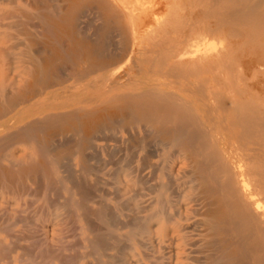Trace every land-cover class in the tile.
Here are the masks:
<instances>
[{"label":"bare ground","instance_id":"bare-ground-1","mask_svg":"<svg viewBox=\"0 0 264 264\" xmlns=\"http://www.w3.org/2000/svg\"><path fill=\"white\" fill-rule=\"evenodd\" d=\"M4 197L0 264H264V0H0Z\"/></svg>","mask_w":264,"mask_h":264},{"label":"rangeland","instance_id":"rangeland-1","mask_svg":"<svg viewBox=\"0 0 264 264\" xmlns=\"http://www.w3.org/2000/svg\"><path fill=\"white\" fill-rule=\"evenodd\" d=\"M151 80V78H147V77H139V78H137V82L140 84V85H142V87H144L145 88V86H147L148 85V83H149V81ZM27 119H26V117L23 119V120H21L22 122H25ZM114 138H113V137ZM112 138V139H111ZM113 139H117V141L116 140H113ZM107 141H108V143H107ZM114 141H116V142H114ZM119 141V138L115 135H109L106 139H104L102 142H100L101 144H102V146H104L103 148H107V150L105 151V155H97L96 156V154L94 155V156H96V158L94 159V157H93V160H92V164H96L97 165V167H96V165H95V167L94 168H96V170H97V168H98V166H100V167H103L104 166V164L106 165L107 164V162L110 160V162H112L113 160L112 159H114L112 156H110L111 155V150L113 149L114 151L113 152H115V151H119V154H117V152H115V153H112V154H117V156H115L114 155V157H115V159H114V161L113 162H115L114 164H112V163H109V164H107L106 165V169H103L102 168V171H99L97 174H98V176L97 177H95V178H98L97 180H99L100 182H102V183H100V185H101V187H105V186H107V185H104L103 183H108L109 181L110 182H112V177H111V174L114 172V170L116 171V169H118V167H119V164H121V163H119V162H122L124 159H125V157H124V159H122V157L124 156L123 154H122V152H123V149H121V147H120V143L118 142ZM106 143L108 144V146H110V148L106 145ZM114 145H116V147L114 146ZM118 145V146H117ZM115 148V149H114ZM118 148V149H117ZM109 149V150H108ZM117 149V150H116ZM136 149H137V151H136ZM135 150V151H134ZM133 151L136 153H138L139 152V148L138 147H136L135 149H134ZM146 150L148 151L147 153H153V149H152V147L151 146H149V147H147L146 148ZM149 150H150V152H149ZM108 151V152H107ZM122 151V152H121ZM134 152H132L131 154H133ZM107 153H108V155L110 156H107ZM124 153H125V155H126V152H125V150H124ZM135 154V155H132L131 156V158L129 159V164H131V162H134V163H132L135 167L133 168V170H134V172H136V169H137V165L139 164V163H141V162H143L144 160L146 161V163H147V165H146V163L145 162H143L142 164L143 165H145L144 166V168H146V169H144V168H141L142 170V173H141V177H143L142 179L144 180V179H146L147 181H150V180H152V178H153V175L151 174V172L153 173L154 172V164H157V163H159V162H162L159 158H157V157H151L152 159H144L143 157H144V152H139L138 154ZM99 156V158H98V160H97V157ZM119 156H122V157H119ZM135 156H137V157H135ZM143 156V157H142ZM134 157H135V160H134ZM110 158V159H109ZM121 160H119V159ZM143 158V159H142ZM137 159V160H136ZM142 159V160H141ZM98 162H97V161ZM101 160V162L99 163V161ZM106 160V161H105ZM141 160V161H140ZM152 160V161H151ZM157 160V161H156ZM159 160V161H158ZM96 161V162H95ZM131 161V162H130ZM98 163V164H97ZM119 163V164H118ZM150 163V164H149ZM152 163H154V164H152ZM116 164H118V165H116ZM131 164V165H132ZM149 164V165H148ZM152 164V165H151ZM132 165V166H133ZM112 166V167H111ZM98 168V170L100 169L101 170V168ZM114 169V170H113ZM111 171V172H110ZM106 173H108V174H106ZM109 173H111V174H109ZM151 174V175H150ZM145 177V178H144ZM104 178V179H103ZM146 180H144V181H146ZM107 181V182H106ZM107 187H109V186H107ZM107 187H105L104 189L103 188H99L100 190L102 189V191L104 190V192H107V190L108 189H106ZM147 187H149V183H148V185H147ZM148 189V188H147ZM146 188L142 191L143 193H148V190H146ZM135 192H138V189H136V191ZM134 192V193H135ZM58 195H60V193H57V196ZM56 196V195H55ZM148 198V196L147 197H145V198H143L144 200L145 199H147ZM4 201H6V202H4ZM21 201L23 202V204L21 203ZM21 201H16V200H13V199H11V198H5L4 197V199L3 200H1L0 199V212L2 211V213L4 214V216L6 217L7 215H9L8 217L9 218H11V217H13L10 213H12L13 212V210L12 209H16L17 208V206H15V204H19V206H18V210L20 209V210H25L26 208V212H24L23 214H21L22 216L21 217H24V216H26V218H32L33 217V212H34V210H37V208H38V210L37 211H39L40 209H39V205H38V201H36L35 202V204H32V205H34V206H32V208H33V210H32V208L30 207V205L29 204H31L32 202V200H30V199H23V200H21ZM11 203H15L14 205H12ZM22 204V205H21ZM25 204V205H24ZM10 205V207H8ZM29 205V206H28ZM27 206V207H26ZM37 206V207H36ZM189 206H190V204L187 206V208H189ZM3 207V208H2ZM8 208V209H6V208ZM21 207H22V209H21ZM191 207V206H190ZM9 210V212H7V211ZM12 210V211H11ZM19 210V211H20ZM19 211H17V212H19ZM30 211H32V213L30 212ZM4 212H6L7 213V215H6V213H4ZM9 213V214H8ZM28 213H30V215H29V217L27 216V214ZM2 214V215H3ZM20 215V214H19ZM18 215V216H19ZM8 217H6V218H8ZM192 217H193V215H192ZM192 217H191V219H192ZM19 218H20V216H19ZM69 227H71V228H73L74 226L73 225H71V226H68V228L64 231V233L61 235L63 238H62V242H63V244H66V246H68V247H72V245L74 244V243H76L78 240H79V238L77 237V233H75L76 231H75V229L73 228V231H72V229H70ZM69 229V231L71 230L75 235L73 236V234H71V237L69 236L70 234H68L69 232H67V230ZM35 231V230H34ZM36 232V231H35ZM34 232V233H35ZM36 235H34L33 234V236L35 237V238H33L32 240H31V245H32V243H35V241L37 242V238H39V235H37V233H35ZM26 235V234H25ZM40 236H42V235H40ZM64 236H66V238H64ZM76 239H75V238ZM67 240V241H66ZM76 240V241H75ZM75 241V242H74ZM21 243H22V245H24L25 244V242L24 241H20ZM65 242V243H64ZM69 242L72 244H69ZM74 242V243H73ZM79 242V241H78ZM77 242V243H78ZM24 243V244H23ZM69 244V245H68Z\"/></svg>","mask_w":264,"mask_h":264}]
</instances>
